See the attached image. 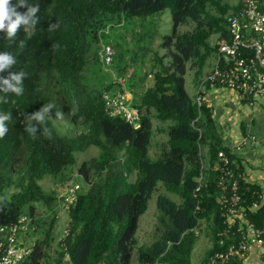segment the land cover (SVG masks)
I'll list each match as a JSON object with an SVG mask.
<instances>
[{
	"label": "trees",
	"instance_id": "16d2710c",
	"mask_svg": "<svg viewBox=\"0 0 264 264\" xmlns=\"http://www.w3.org/2000/svg\"><path fill=\"white\" fill-rule=\"evenodd\" d=\"M235 1L28 0L39 5L38 23L27 31L22 27L14 43L0 33V52L11 53L17 61L10 71L27 74L23 95L0 93L8 101L0 103V113L10 116L8 132L0 138V229L12 226L21 216L32 219L22 236L30 254L21 264H61L67 257L70 264H191L203 226L212 243L202 263L207 264L232 239L226 233L221 202L231 198L232 190L230 185L225 191L219 186L220 151L233 161L243 205L259 204L247 212V220L264 227L262 189L247 182L243 169L234 163L236 155L223 144L211 108L204 102L198 107L186 91L187 74L192 73L201 85L211 60L229 41L227 18L243 6ZM257 2L264 11V0ZM167 9L173 32L163 37L164 55L157 52L152 59L153 86L143 91L149 75L128 77L124 68L118 70L117 81L108 82L111 73L102 65L99 51L103 44L114 49L109 41L112 28ZM57 23L50 31L49 26ZM118 92L131 94L132 105L141 115L138 128L107 114L104 94ZM48 104L54 107L46 114V125L33 122L37 127L33 139L24 130L25 114ZM57 112L63 117L58 118ZM57 120L75 126L74 134L60 133ZM154 121L171 124L155 128ZM45 126L51 130L50 139L44 135ZM157 133L165 134L166 141L153 159L150 148ZM92 146L100 150L99 156L75 171L76 154ZM134 174L138 178L132 183ZM201 174L205 186L195 197ZM48 176L65 189L76 185L73 179L78 177L87 189L82 191L79 184L75 204L66 207L63 195L41 186ZM161 187L179 202L159 194ZM154 193L160 214L158 237L150 247H139V222ZM198 202L201 211L195 214ZM61 205L68 209V228L53 250L55 209ZM42 211L54 213L48 224L39 220ZM5 239L0 233V242ZM239 262L237 257L225 264Z\"/></svg>",
	"mask_w": 264,
	"mask_h": 264
},
{
	"label": "built area",
	"instance_id": "2783aa9c",
	"mask_svg": "<svg viewBox=\"0 0 264 264\" xmlns=\"http://www.w3.org/2000/svg\"><path fill=\"white\" fill-rule=\"evenodd\" d=\"M242 4L240 10L231 11L227 18L230 39L221 47L211 73L199 86L195 97L198 107L204 101L202 89L206 84L221 86L251 102L256 98H264V11L260 10L257 0H242ZM114 54L112 46L104 45L102 59L105 67L109 68L113 64ZM104 103L110 117H121L138 128L140 111L132 105L128 93H105ZM250 141H255V138L250 137ZM232 166L230 157L220 151L216 166L220 173L219 186L225 191L230 185L232 190L231 198L221 201L226 211V233L232 239L226 249L215 252L207 264H225L237 257L240 259L239 264H253L250 260L253 251L257 253L260 264H264V227L258 228L246 218L247 212L256 210L259 204L243 205ZM204 181L205 175L201 174L195 197L205 186ZM79 189V184L66 188L63 194L66 207L75 204ZM260 203L264 205V193L260 195ZM200 211L198 202L195 214ZM31 222L28 216H21L12 226L0 229V233L6 235L5 241L0 242V264H21L30 254V250L23 244L22 236L28 231ZM195 232L199 234L198 229ZM220 245H225L223 239ZM61 264H70L69 258Z\"/></svg>",
	"mask_w": 264,
	"mask_h": 264
},
{
	"label": "rangeland",
	"instance_id": "374dc122",
	"mask_svg": "<svg viewBox=\"0 0 264 264\" xmlns=\"http://www.w3.org/2000/svg\"><path fill=\"white\" fill-rule=\"evenodd\" d=\"M172 32L173 20L171 12L168 9L161 13L150 16L149 18L134 19L126 22V24L124 22L122 26L112 28L109 41L114 46L115 54L114 63L108 69H106V72H108L109 74L111 73L109 76H107V81H117L119 79L118 70L124 68L127 69L126 74L128 77L137 74V77L140 78L147 73L149 77L144 82L142 90L145 91L147 88L152 87L154 77L153 75H150V73L153 64H155L152 59L157 52H160L161 55H164L165 50L160 48V45L163 41V37L172 35ZM214 40H216V37H213L212 41ZM103 46L104 44L101 46V50L99 51L101 55ZM102 65L104 66V63H102ZM124 80L122 79L119 81L120 83H122V81ZM198 87L199 86H197V81H195L192 73L189 72L186 76V91L191 97H195V95L197 94V90L199 89ZM204 89H202V91ZM170 124V122L161 123L158 121H154L155 128L157 127L156 125L167 127ZM56 127L62 134L73 135L75 132V126L71 125L67 121L57 120ZM157 134L158 135H154L153 137V143H162L166 140L165 134ZM152 153H150L151 158H153ZM99 154L100 150L94 146L90 147L85 152L77 153V163L74 168L75 171L80 168L83 162L89 161L93 157L99 156ZM73 183L80 184L82 187V191H86L87 184L81 178L75 177L73 179ZM40 184L45 191H57V194L59 196H62L66 190L65 188H62L51 176L46 177ZM158 193H164L173 201L179 202L178 198L174 194L166 193V190L163 187L160 188ZM157 197L158 194L154 193L151 200L149 201L147 212L140 219L139 230L137 232L139 247H150L158 237L157 234L159 221L157 218L160 214L157 208ZM38 207H40V204H38ZM53 214L54 213L42 211L39 220L41 222H44L45 224H48ZM55 214L57 221L54 225L53 230V234L55 237L53 250L58 249L57 245L66 234L69 222L68 209L66 207L62 205L60 206V208L56 207ZM205 229L206 226H203L201 234L202 232L204 234H202L197 239V242L194 246L191 255V264H202L209 249L212 247V243L207 237ZM55 255L56 254H54L53 257H55ZM134 263H136V261H134Z\"/></svg>",
	"mask_w": 264,
	"mask_h": 264
},
{
	"label": "crops",
	"instance_id": "0c3cea01",
	"mask_svg": "<svg viewBox=\"0 0 264 264\" xmlns=\"http://www.w3.org/2000/svg\"><path fill=\"white\" fill-rule=\"evenodd\" d=\"M235 2L241 3L242 0ZM215 62L216 56L211 60L203 81L211 73ZM197 86H200L198 82ZM203 91V102L213 112L223 144L236 155L234 163L243 169L245 180L259 186L264 193V98H256L251 102L228 89L209 84L205 85ZM250 137L255 138V141H250ZM162 143L152 144L150 153L153 152V158L160 153ZM137 178V174H134L130 182L135 183ZM250 260L253 264H260L255 251L251 253Z\"/></svg>",
	"mask_w": 264,
	"mask_h": 264
},
{
	"label": "clouds",
	"instance_id": "9594fccd",
	"mask_svg": "<svg viewBox=\"0 0 264 264\" xmlns=\"http://www.w3.org/2000/svg\"><path fill=\"white\" fill-rule=\"evenodd\" d=\"M18 8H25L26 11H18ZM39 10L38 4H29L28 0H18L16 4H13L12 0H0V33H3L9 42L14 43L22 27L27 31L28 26H35L38 23L39 17L37 13ZM58 26V23L51 24L49 30L51 31ZM20 47H23V41L20 42ZM52 47L55 49L58 48L59 45H53ZM16 63V58L11 53L0 52V74L5 72L8 73L7 76L0 75V93H12L16 96L23 95V81L27 74L23 70L19 72L10 71ZM105 69L108 68L105 67ZM7 102L6 96H0V103ZM53 107L54 105L48 104L41 107L38 111L25 114L26 127L24 130L32 136L33 139L36 138V124L46 125V114H49ZM56 115L58 118L63 117V113L61 112H57ZM9 119V115L0 113V138H3L8 132L6 121ZM34 121L36 124L33 123ZM44 135L49 139L51 138V130L46 126L44 127Z\"/></svg>",
	"mask_w": 264,
	"mask_h": 264
}]
</instances>
